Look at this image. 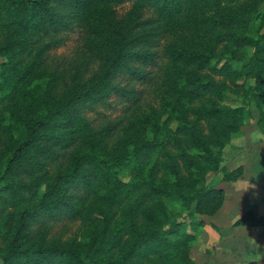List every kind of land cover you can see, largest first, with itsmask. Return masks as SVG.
I'll use <instances>...</instances> for the list:
<instances>
[{
	"label": "trees",
	"instance_id": "obj_1",
	"mask_svg": "<svg viewBox=\"0 0 264 264\" xmlns=\"http://www.w3.org/2000/svg\"><path fill=\"white\" fill-rule=\"evenodd\" d=\"M253 106L264 0H0V264H195Z\"/></svg>",
	"mask_w": 264,
	"mask_h": 264
},
{
	"label": "crops",
	"instance_id": "obj_2",
	"mask_svg": "<svg viewBox=\"0 0 264 264\" xmlns=\"http://www.w3.org/2000/svg\"><path fill=\"white\" fill-rule=\"evenodd\" d=\"M255 124V131L245 126L224 150L225 166H244V175L235 182H223L221 175L218 186L226 191L225 203L204 218L192 249L195 264H264V131ZM248 211L263 222L235 225Z\"/></svg>",
	"mask_w": 264,
	"mask_h": 264
},
{
	"label": "rangeland",
	"instance_id": "obj_3",
	"mask_svg": "<svg viewBox=\"0 0 264 264\" xmlns=\"http://www.w3.org/2000/svg\"><path fill=\"white\" fill-rule=\"evenodd\" d=\"M128 7H129V5L125 4L124 6H121L119 8V11L123 12L126 9H128ZM81 33H82L81 31H77L75 33H72L69 36V40L66 42V44L62 48H60L58 50L57 53L70 54L71 51L74 50V48L80 46L82 44V36H83ZM237 91H235V92L231 91L228 94V97L226 99V101L228 103L237 104V103H239V101H241V94L238 93ZM145 95H146L145 98L147 99V101L155 102L156 98H155L153 87H148V91H147V93ZM252 109L254 111V118L249 119L245 126L252 127L251 130L253 132V131H255L253 128L257 127L255 123L257 122L258 111H257L255 106H253ZM111 112L114 113L113 115H115V111L113 109L105 111L106 114L111 113ZM244 129H245V127H244ZM223 164H224V162H223ZM221 175H222V172H219V173H216V174L212 173V174L209 175V180L211 182L215 183V184H218ZM205 217L206 216H204V218ZM53 230L56 231L57 233L61 234L64 239H67L69 237H74V236H80L81 235V224L79 222L69 223L68 225H64L62 223H56V224L53 225ZM201 233H202V231H201ZM201 233H200V235H201Z\"/></svg>",
	"mask_w": 264,
	"mask_h": 264
}]
</instances>
